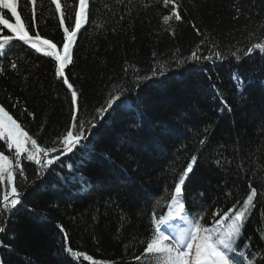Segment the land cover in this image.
<instances>
[{"label":"trees","instance_id":"16d2710c","mask_svg":"<svg viewBox=\"0 0 264 264\" xmlns=\"http://www.w3.org/2000/svg\"><path fill=\"white\" fill-rule=\"evenodd\" d=\"M175 4L181 19L165 24L173 5L163 0H89L65 76L78 93L79 121L95 127L85 151L62 155L47 169L22 154L26 179L14 169L12 184L0 181V206L13 184L21 194L10 216L0 217L2 264H139L135 256L151 238L153 214L165 215L193 156L182 190L186 208L202 212V223L211 226L213 213L239 209L256 188L238 243L258 259L264 253V51H246L264 43V0ZM61 5L66 26L74 24L78 0ZM32 10L30 0H18L29 25ZM35 11L30 33L62 49L55 6L37 0ZM7 47L0 106L40 147L59 148L71 118V90L56 75L54 58L18 40ZM193 52L201 59H191ZM121 90L124 103L98 115ZM0 152L15 163V149L4 140Z\"/></svg>","mask_w":264,"mask_h":264},{"label":"snow or ice","instance_id":"6c2138e0","mask_svg":"<svg viewBox=\"0 0 264 264\" xmlns=\"http://www.w3.org/2000/svg\"><path fill=\"white\" fill-rule=\"evenodd\" d=\"M30 2L33 5L31 25L26 24L22 19L21 13L18 11V0H0V26H2L0 28V74L4 71L3 61L8 59L12 52V49L6 48V46L14 40L26 43L37 53L54 58L56 75L63 78L64 84L71 90L72 113L65 133L57 138L59 148H42L37 140L33 139L3 106H0V140L6 142L7 149H15V163L9 156L0 152V181L6 180L10 184L14 181V169H18L21 177L26 179L21 167L22 154H26L27 161H34L37 165L47 169L62 155L74 153L77 149L85 151L87 144L84 141L88 140V135H90L89 128L95 127L94 124H88L86 127L85 122L79 121L78 93L65 76L66 66L73 62L72 49L75 39L83 24L88 20L89 0H78V9L74 12V24L67 26L61 0H50L51 4L55 6V11L59 13V24L63 28L62 49L58 48L51 39L43 38L38 31L35 35L30 33L29 27H35L36 23L35 5L37 0H30ZM163 2L165 6L173 5L171 14L163 16V22L167 24L173 17L179 21L181 16L175 0H163ZM147 6L145 5V7ZM3 10H7L15 22H10L9 18H5ZM4 30L10 34H4ZM254 49L264 51V43L257 42L252 47H248L246 51L251 54ZM215 58L222 59L221 52H215ZM191 59L199 60L201 57L193 52ZM204 59H212V57H204ZM11 68L13 70L17 68L15 61L11 62ZM155 74L153 72V75ZM233 79L236 80L238 86L242 84L238 74L234 73ZM122 97L123 90L120 95L111 96L107 101V106L98 109L97 114L107 113L109 109H113V105L119 107L124 103ZM29 144L30 147H27ZM56 152H59V155H51ZM195 161L196 157L193 156L192 163H188L187 168L180 174L179 182L174 184V192L170 194V202L167 204V214L161 215L158 219L155 213L153 214V233L150 240L146 242L143 253L135 256V261L139 264H264V253L258 259L255 252L241 250L238 243L243 226L250 214V206L257 195L256 188H250L251 194L247 196L239 209L233 205V208L228 211L220 210L213 213L211 226H205L202 223V212L187 209L182 198V186L185 185L189 173L192 172ZM66 179H75V177ZM20 195L17 187L13 184L11 196L8 194L3 196L4 203L0 206V217L6 220L10 216L13 209L21 203L18 198ZM177 219L183 223V227L175 223ZM60 230L63 232L62 226ZM4 231L5 227L0 226V233ZM63 239L65 250L72 254L73 249L67 247L66 234ZM75 255L80 256L81 253L76 252ZM84 259L92 260V257L85 256Z\"/></svg>","mask_w":264,"mask_h":264},{"label":"rangeland","instance_id":"374dc122","mask_svg":"<svg viewBox=\"0 0 264 264\" xmlns=\"http://www.w3.org/2000/svg\"><path fill=\"white\" fill-rule=\"evenodd\" d=\"M59 48V47H58Z\"/></svg>","mask_w":264,"mask_h":264}]
</instances>
